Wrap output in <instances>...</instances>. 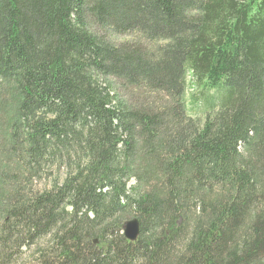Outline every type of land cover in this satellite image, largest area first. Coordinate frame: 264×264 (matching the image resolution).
<instances>
[{
    "label": "trees",
    "instance_id": "16d2710c",
    "mask_svg": "<svg viewBox=\"0 0 264 264\" xmlns=\"http://www.w3.org/2000/svg\"><path fill=\"white\" fill-rule=\"evenodd\" d=\"M0 264H264V0H0Z\"/></svg>",
    "mask_w": 264,
    "mask_h": 264
},
{
    "label": "rangeland",
    "instance_id": "374dc122",
    "mask_svg": "<svg viewBox=\"0 0 264 264\" xmlns=\"http://www.w3.org/2000/svg\"><path fill=\"white\" fill-rule=\"evenodd\" d=\"M120 40H126V38ZM185 99L188 114L201 122H204L207 113L212 112L218 103L217 92L206 91L198 86L190 75L187 81ZM48 178L49 176L43 178L42 187L46 186Z\"/></svg>",
    "mask_w": 264,
    "mask_h": 264
},
{
    "label": "water",
    "instance_id": "95a60500",
    "mask_svg": "<svg viewBox=\"0 0 264 264\" xmlns=\"http://www.w3.org/2000/svg\"><path fill=\"white\" fill-rule=\"evenodd\" d=\"M124 235L130 241H136L140 235V224L138 219H132L125 224Z\"/></svg>",
    "mask_w": 264,
    "mask_h": 264
}]
</instances>
